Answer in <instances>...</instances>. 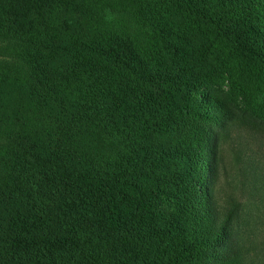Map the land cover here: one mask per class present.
<instances>
[{"label":"trees","instance_id":"trees-1","mask_svg":"<svg viewBox=\"0 0 264 264\" xmlns=\"http://www.w3.org/2000/svg\"><path fill=\"white\" fill-rule=\"evenodd\" d=\"M231 61L264 88V0H0V264H264L215 188L264 121Z\"/></svg>","mask_w":264,"mask_h":264},{"label":"rangeland","instance_id":"rangeland-1","mask_svg":"<svg viewBox=\"0 0 264 264\" xmlns=\"http://www.w3.org/2000/svg\"><path fill=\"white\" fill-rule=\"evenodd\" d=\"M134 30H136L135 26ZM207 37L210 38L211 45L217 48L211 33H207ZM206 58L207 64H215V59L212 56L206 54ZM229 68L233 70V76L238 83L242 84L244 90L257 97L262 96L260 98L264 101V88L259 86L254 75L243 70L235 61H231ZM227 88V81L223 82V80H219L215 88L213 87L215 92H217L216 90L219 91L218 95L221 99L230 105H235L236 103H232V97L227 96ZM245 120L248 121V119ZM251 123L253 124L246 127H255L253 132L239 131L233 133L228 142L223 143L215 188L222 196L231 193L238 197L244 206H247L248 202H253L252 214L258 215L253 224L255 238L259 250L264 253V121L254 119ZM210 173L211 170L209 169L208 174ZM211 181L210 177L206 178L208 188L212 185ZM252 184L255 185L252 187ZM257 206L258 209H254ZM223 244L209 251L206 255L207 264H218V261L214 259L215 256L227 252L226 246ZM260 259L264 260V254Z\"/></svg>","mask_w":264,"mask_h":264}]
</instances>
